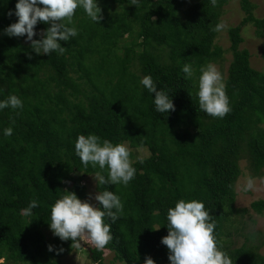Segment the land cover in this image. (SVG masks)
<instances>
[{
    "label": "trees",
    "instance_id": "16d2710c",
    "mask_svg": "<svg viewBox=\"0 0 264 264\" xmlns=\"http://www.w3.org/2000/svg\"><path fill=\"white\" fill-rule=\"evenodd\" d=\"M228 1L99 0L100 23L77 8L70 26L78 35L60 41L63 54L46 55L35 53L24 37L4 33L17 19L7 15L16 0H0V100L16 95L23 102L22 109L0 111L1 264H58L75 249L71 240L46 231L50 206L63 191L83 199L85 176L107 177V169L85 167L75 155L77 136L89 133L125 144L136 169L127 186L96 184L118 195L123 210L115 223L104 218L112 235L104 249L87 245L93 262L103 264L109 251L120 264H144L146 257L170 264L160 242L167 210L179 199H195L209 210L217 245L231 264H264V236L244 234L247 209L234 206L240 159L254 176L264 175V70L252 67L249 49L241 47L246 24L264 39V16L254 14L251 0H239L244 16L227 29L230 111L223 118L206 115L196 96L201 67L224 60L214 29ZM47 27L38 23L36 29ZM186 63L191 79L181 71ZM144 75L169 92L175 111H155L154 93L139 83ZM6 127L13 129L10 136L3 135ZM33 199L38 207L21 215ZM250 208L264 212V199ZM233 234L245 235L238 247L231 245Z\"/></svg>",
    "mask_w": 264,
    "mask_h": 264
},
{
    "label": "clouds",
    "instance_id": "9594fccd",
    "mask_svg": "<svg viewBox=\"0 0 264 264\" xmlns=\"http://www.w3.org/2000/svg\"><path fill=\"white\" fill-rule=\"evenodd\" d=\"M211 2L215 4V0ZM137 3L139 0H131V5ZM77 8L83 9L93 22L100 23L103 18L99 0H16L15 8L10 9L7 15H14L17 19L3 31L9 37H24L26 41H30V47L37 54H63L65 47L60 41L67 42L78 35L77 28L70 26ZM38 23L47 24L49 27L38 33ZM223 27V24H217L214 30L220 31ZM37 35L40 38L34 39ZM181 71L185 74V79L193 77L190 64H184ZM139 83L150 94L154 93L152 102L156 112L168 114L175 111L169 92L159 89L150 75H144ZM196 96L199 109L206 115L223 118L230 111L224 78L215 63L209 62L201 67ZM5 108L22 109L23 102L16 95H9L0 100V111ZM12 132V127L3 129L4 136H10ZM74 152L85 167L91 164L93 167L98 165L101 170L107 169V177L99 172L92 175L97 186H127L134 179L136 169L130 159L129 150L123 143L114 144L93 133L80 134L74 141ZM254 187L251 177H245L240 184L244 192ZM92 199L98 204L91 203ZM36 207L37 200L29 201L27 207L21 209V215H31L32 209ZM122 210L121 199L112 191H97L94 196L89 194L88 199L82 200L74 191L65 190L50 206L49 228L61 241L71 240L72 247L80 248L82 244H91L102 250L112 239L111 225L104 218L107 216L115 223ZM166 221L167 235L160 242L167 246L170 264H231L229 256L217 245L214 236L215 222L203 201L177 200L173 207L168 208ZM48 250L53 251V246L48 245ZM144 264H155V261L146 257Z\"/></svg>",
    "mask_w": 264,
    "mask_h": 264
},
{
    "label": "rangeland",
    "instance_id": "374dc122",
    "mask_svg": "<svg viewBox=\"0 0 264 264\" xmlns=\"http://www.w3.org/2000/svg\"><path fill=\"white\" fill-rule=\"evenodd\" d=\"M256 8L254 9V14L258 17L264 16V0H251ZM244 16V12L241 9L239 0H229L223 7L222 13L219 18L218 24H223L224 27L222 30L218 31L216 37V43L220 45L224 50V60L221 62H215L216 66L220 70L223 75V78L226 75V69L231 59V51L229 49V38L227 34V29L229 26H234L240 23ZM242 36H244V42H242L241 47L248 48L251 53V65L252 67L264 70V61L261 57V53L264 49V39L258 38L254 35V28L251 24H246L241 29ZM26 41V40H25ZM140 155H145V151H139ZM239 167L241 173L239 174L236 183H235V202L234 206L237 209L246 208L247 212L242 218L245 221V230L244 234L255 233L256 238H263L264 236V212L256 213L250 208V203L254 200L264 199V175L254 176L250 169L248 168V164L246 159H240ZM245 177H251L254 180V189H251L247 192H244L240 188V184L243 182ZM82 183L86 186L87 195L82 199H88L89 194H94L98 191L96 188V182L92 175L85 176L82 180ZM91 203L96 204L97 202L92 199ZM47 234L51 235L52 231L47 230ZM245 235L237 236V234H233L232 238H230V242L232 247L240 246L243 241ZM92 246L91 244H88ZM87 246V245H86ZM76 248L72 251L71 254L63 256L60 258L58 264H96L89 257V252L87 249ZM260 253H264V244L260 247ZM103 264H120L118 261L114 260L113 253L106 251L103 257ZM3 263V260H0V264ZM155 264H162L155 261Z\"/></svg>",
    "mask_w": 264,
    "mask_h": 264
},
{
    "label": "water",
    "instance_id": "95a60500",
    "mask_svg": "<svg viewBox=\"0 0 264 264\" xmlns=\"http://www.w3.org/2000/svg\"><path fill=\"white\" fill-rule=\"evenodd\" d=\"M82 246H83L84 248H87V246H86V245H83V244H82Z\"/></svg>",
    "mask_w": 264,
    "mask_h": 264
}]
</instances>
